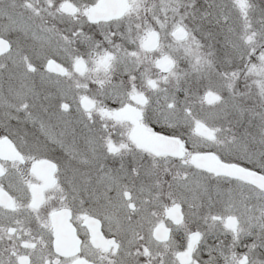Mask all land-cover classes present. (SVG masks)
Instances as JSON below:
<instances>
[{
    "label": "snow or ice",
    "instance_id": "obj_1",
    "mask_svg": "<svg viewBox=\"0 0 264 264\" xmlns=\"http://www.w3.org/2000/svg\"><path fill=\"white\" fill-rule=\"evenodd\" d=\"M0 264H264V3L0 0Z\"/></svg>",
    "mask_w": 264,
    "mask_h": 264
},
{
    "label": "flooded vegetation",
    "instance_id": "obj_2",
    "mask_svg": "<svg viewBox=\"0 0 264 264\" xmlns=\"http://www.w3.org/2000/svg\"><path fill=\"white\" fill-rule=\"evenodd\" d=\"M253 2L257 5H261L262 3H264V0H253Z\"/></svg>",
    "mask_w": 264,
    "mask_h": 264
}]
</instances>
